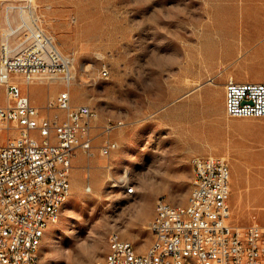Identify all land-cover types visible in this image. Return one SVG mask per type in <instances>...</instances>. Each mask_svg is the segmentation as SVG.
<instances>
[{
    "label": "rangeland",
    "instance_id": "374dc122",
    "mask_svg": "<svg viewBox=\"0 0 264 264\" xmlns=\"http://www.w3.org/2000/svg\"><path fill=\"white\" fill-rule=\"evenodd\" d=\"M22 18L37 20L74 76L69 87L62 74L30 84L16 78L23 95L43 116L65 117L56 103L65 91L72 107L99 114L93 155L80 151L72 161L70 196L44 235L41 264L103 260L114 233L144 254L157 201L187 203L194 157L228 163L238 204L232 221L264 223V119L226 114L217 127L215 110L185 97L205 83L225 91L232 79L264 82V0H0V51ZM0 103H7L2 86ZM109 122L123 126L110 135L117 150L103 156ZM16 134L5 130L1 140Z\"/></svg>",
    "mask_w": 264,
    "mask_h": 264
},
{
    "label": "built area",
    "instance_id": "2783aa9c",
    "mask_svg": "<svg viewBox=\"0 0 264 264\" xmlns=\"http://www.w3.org/2000/svg\"><path fill=\"white\" fill-rule=\"evenodd\" d=\"M27 8L34 11L33 2ZM21 21L18 27L10 24L0 51V86L7 98L6 104L0 103V264H41L42 227L57 222V204L70 196L75 152L93 155L92 130L99 118L89 106L72 107L70 91L56 100L64 118L41 115L23 95L16 78L30 84L62 74L68 87L73 78L71 59L58 50L37 20ZM14 38L20 41L16 50L10 43ZM102 74L109 72L105 68ZM225 93L229 118L264 119V82L230 80ZM122 126V122L104 126L103 156L117 150L110 135ZM5 130L17 134L3 142ZM191 165L189 206L176 208L162 199L156 203L157 217L149 224L155 249L138 254L132 243L111 237V261L96 264H264V223L240 227L230 221L228 163L207 156L194 157Z\"/></svg>",
    "mask_w": 264,
    "mask_h": 264
},
{
    "label": "crops",
    "instance_id": "0c3cea01",
    "mask_svg": "<svg viewBox=\"0 0 264 264\" xmlns=\"http://www.w3.org/2000/svg\"><path fill=\"white\" fill-rule=\"evenodd\" d=\"M225 95H226L225 91H221L220 89L215 88L210 83H205L190 90L185 95V97L193 98V100L197 102L199 106L203 107L205 111L215 110L217 113V118H211L210 121L216 123L217 127H221V122L224 121L226 117ZM80 151L81 150H77L75 152L73 159L76 158V156L79 154ZM230 207L234 213L237 212L238 204L237 201L233 198L230 200ZM230 221L234 225H239V226L248 224V219H240L239 217H236L235 219H233V221L232 220Z\"/></svg>",
    "mask_w": 264,
    "mask_h": 264
},
{
    "label": "bare ground",
    "instance_id": "6f19581e",
    "mask_svg": "<svg viewBox=\"0 0 264 264\" xmlns=\"http://www.w3.org/2000/svg\"><path fill=\"white\" fill-rule=\"evenodd\" d=\"M11 47H12V45H11ZM19 47H20V45H17V46L15 45V47H12V49H13V50H16V49H18ZM72 78H74L73 74H72ZM40 80H42V82H43L44 80H48V78L43 77V78H41ZM63 80H64V78H63ZM191 166H192L193 176H194V165H191ZM132 187L135 188V189H134V192L131 193V194H134V193L136 192V187H135V185H132L131 187H129V188L127 189L126 193H127L129 190H131ZM67 200H68V199H66L65 203L67 202ZM65 203H59V204H57V215H59L60 209L62 208V206H63ZM187 206H189V196H188V199H187V203H186L185 205H182V206H180V205L177 206V205H176V208H186ZM155 208H156V207H155ZM155 217H157V209H155ZM50 224H51V223H46V225H44V226L42 227V240H43L44 235H45L47 229L49 228ZM125 233H126V235H128V236L130 235L129 231H125ZM111 237H114V239H118V240H120V241H122V242H128V241H125V240H123L122 238H120V236H119L118 233H114V234H112ZM111 237H110V238H111ZM41 244H42V241L38 244V256H39V257H40V248H41ZM148 249H155V235H153V242L151 243V245H150V247H149ZM104 261H111V251H110V248H108V252H107V254H106L105 258H104ZM100 262H101V260H100V261H97V262H95V263H93V264L100 263Z\"/></svg>",
    "mask_w": 264,
    "mask_h": 264
}]
</instances>
